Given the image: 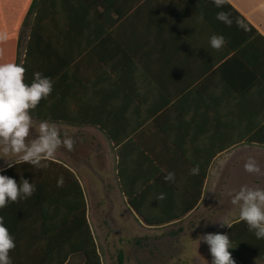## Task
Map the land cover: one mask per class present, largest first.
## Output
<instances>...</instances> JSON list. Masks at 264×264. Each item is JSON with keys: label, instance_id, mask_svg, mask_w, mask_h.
Masks as SVG:
<instances>
[{"label": "crops", "instance_id": "0c3cea01", "mask_svg": "<svg viewBox=\"0 0 264 264\" xmlns=\"http://www.w3.org/2000/svg\"><path fill=\"white\" fill-rule=\"evenodd\" d=\"M13 1L0 0V31L15 27ZM219 12L231 25L217 20ZM17 27L14 39L0 42V63H16L18 40L22 59L30 35L29 85L36 72L53 82L35 110L67 119L33 124H55L62 135L88 131L93 159H105V169L93 163V228L84 195L98 251L96 236L107 246L152 236L153 264H211L202 236L224 234L223 222L239 220L222 191L264 189V0H226L222 8L213 0H41L38 20ZM214 34L225 38L219 50L210 46ZM62 151L53 161L84 192L79 171L57 159ZM250 157L262 174L245 171ZM0 169L35 185L30 198L0 209L16 244L12 264H45L50 253L59 260L70 231L66 195L41 187L55 186L60 170ZM169 172L174 182L164 180ZM52 236L61 241L50 247ZM83 260L73 250L64 264Z\"/></svg>", "mask_w": 264, "mask_h": 264}, {"label": "clouds", "instance_id": "9594fccd", "mask_svg": "<svg viewBox=\"0 0 264 264\" xmlns=\"http://www.w3.org/2000/svg\"><path fill=\"white\" fill-rule=\"evenodd\" d=\"M217 8H222L226 0H213ZM217 20L231 25V20L224 12L217 14ZM6 39L0 34V42ZM225 44L222 35H212L210 46L219 50ZM26 69L15 63H0V158L7 162L11 168L18 163L31 164L36 168H45L46 162L53 161L61 147L73 151L76 140L68 133L61 134V130L47 121L38 126V135L31 142L33 120L30 111L37 108L40 102L47 99L53 91V82L50 77H45L40 72L34 73L31 84L24 82ZM83 141L81 140V143ZM12 157L18 159L12 160ZM245 171L249 174L260 175L261 168L254 158H249L245 165ZM4 169H0V172ZM199 172V165L191 169V174ZM164 180L174 182L175 174L169 172ZM63 177L57 182L58 187L63 186ZM35 192V185L23 179L18 183L15 179L0 174V209L11 203H18L20 199L30 198ZM231 203L239 208V221L245 222L249 231H252L257 239H264V189L243 186L234 192ZM163 193L157 196V200L165 199ZM230 223L223 222L221 227ZM207 243L212 256L211 264H235V260L229 251L232 248L228 235L207 234L202 236ZM16 247L15 240L4 224V218L0 217V264H12L9 253Z\"/></svg>", "mask_w": 264, "mask_h": 264}, {"label": "trees", "instance_id": "16d2710c", "mask_svg": "<svg viewBox=\"0 0 264 264\" xmlns=\"http://www.w3.org/2000/svg\"><path fill=\"white\" fill-rule=\"evenodd\" d=\"M9 5V4H8ZM12 8L15 9L16 12V24H14V28L12 29H2L0 32L6 36L5 40L14 39L18 33V27L21 23H24L31 17V22L35 23L40 17V5L41 0H14L12 3ZM13 17V15H10ZM6 18L9 15H5ZM6 21V20H5ZM32 30H30V33ZM20 42H17V59L15 64H19L23 66L26 71L24 74V82L29 84L28 78V57H29V49H30V35L27 44L25 45V51L23 53L22 59H19V49ZM40 111L31 110L30 115L32 119L43 121V120H67V119H53L49 117H44L42 115H38ZM69 122H73L70 120ZM81 124V123H78ZM48 164L47 167H57L60 172L55 175L56 179L63 177V186L58 187L57 182L55 186L52 187H41L43 191H59L62 195H66V201L68 205V217L70 218V222L66 224L67 228L70 229L67 236L64 237V244L66 246V251L63 255L60 256V259H56V255L50 253L48 257H45V264H64L68 257L73 253V250L76 252H81L84 256V260L81 264H102L101 263V255L98 251L97 244L93 233L91 231L90 225L87 221L86 212V201L83 189L75 176V174L69 170L63 163L58 161H49L46 162ZM16 166H32L27 163H18ZM34 167V166H32ZM6 173V172H2ZM38 176V175H36ZM43 176V175H40ZM202 177H205V173H203ZM183 214V213H182ZM182 216L181 214L178 218ZM147 222V224H160L158 222ZM224 235H228L232 248H230L231 256L235 260V264H245L242 260V256L249 255L253 259L264 263V239H257L255 234L252 231H249L248 226L245 222L242 221H234L231 223V228L227 227ZM61 241V239H57L52 236L49 239L50 247H53L57 242ZM49 258V259H48ZM118 264H121L122 254L118 253Z\"/></svg>", "mask_w": 264, "mask_h": 264}, {"label": "rangeland", "instance_id": "374dc122", "mask_svg": "<svg viewBox=\"0 0 264 264\" xmlns=\"http://www.w3.org/2000/svg\"><path fill=\"white\" fill-rule=\"evenodd\" d=\"M20 53L21 50H19V59ZM38 126V124H33L31 135L28 138L29 143L37 137ZM77 133L81 134L82 143ZM68 135L76 140L74 150L68 151L63 147L61 157L57 159L70 165L75 171H79L78 176L83 183L84 195L88 202V220L93 228V163L98 166L102 165L100 168L105 169V159L99 160L103 163L100 165L96 162V159H93V134H90L88 131L78 130L76 132H70ZM11 159L15 160L18 157H12ZM5 165H7V162L3 158H0V166ZM103 177L106 184L107 181L108 183L111 181V178L114 179L115 175L111 172L104 174ZM220 192L217 191L218 196H221ZM222 192L226 199H231L230 195L233 193L232 188H228ZM96 237L102 264H118L117 258L119 252L122 254L121 264H153L152 236L133 237L131 235L128 239H124V243H120L118 246H115L117 244L115 240V245L107 246L105 245V239ZM137 242L139 245H137Z\"/></svg>", "mask_w": 264, "mask_h": 264}]
</instances>
